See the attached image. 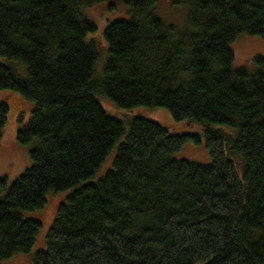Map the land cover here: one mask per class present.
Returning a JSON list of instances; mask_svg holds the SVG:
<instances>
[{
  "label": "trees",
  "instance_id": "1",
  "mask_svg": "<svg viewBox=\"0 0 264 264\" xmlns=\"http://www.w3.org/2000/svg\"><path fill=\"white\" fill-rule=\"evenodd\" d=\"M108 0H0V90L34 104L20 144L31 166L0 179V264L31 252L49 194L61 198L34 264H264V56L233 69L231 44L264 36V0H185L180 31L156 0H123L130 17L105 30L108 58L95 80L97 30L82 8ZM165 107L198 126L211 161L175 159L201 135L172 134L104 109ZM13 96H0V139ZM232 129L234 132H229ZM118 145L113 167L92 181ZM242 162V174L238 170Z\"/></svg>",
  "mask_w": 264,
  "mask_h": 264
},
{
  "label": "rangeland",
  "instance_id": "2",
  "mask_svg": "<svg viewBox=\"0 0 264 264\" xmlns=\"http://www.w3.org/2000/svg\"><path fill=\"white\" fill-rule=\"evenodd\" d=\"M155 12L166 26H174L180 31L186 29L188 26L189 8L185 0H156ZM82 13L85 18L92 21L97 27L94 33L88 35L87 41L94 42L98 51V59L94 67V78L99 81L102 79L103 70L108 58L105 30L111 23L117 20L129 19L130 7L123 0H108L83 7ZM231 48L234 53L233 69L247 67L253 71L255 69L253 60L257 56H264V36H251L243 33L232 42ZM0 64L11 67L18 76L22 78L26 77V67L24 65L1 55ZM3 95L13 96V104L9 108L8 120L0 139V179H7L6 187L8 188L31 166L30 151L34 143L28 145L20 144L17 140V134L21 128H24L28 124L34 104L11 90H0V96ZM98 98L109 115L123 121L126 127L136 117H145L160 122L172 134L188 133L201 135L199 143L192 141L185 143L173 154V157L178 160L186 159L198 164L210 163L211 156L206 148L202 130L189 121H175L167 108L135 107L123 109L118 107L105 95H99ZM227 130L234 132L232 129ZM117 148L118 145L109 153L92 181H98L112 169ZM238 163L239 173L242 174V162L238 161ZM4 191L0 189V198L3 197ZM72 191L73 189L59 194L51 193L48 196V203L42 211L24 214L25 218L37 217L43 222L35 244L30 253L16 255L9 260L3 261L2 264H34L35 255L46 248L47 235L58 203L61 201V198H65Z\"/></svg>",
  "mask_w": 264,
  "mask_h": 264
}]
</instances>
